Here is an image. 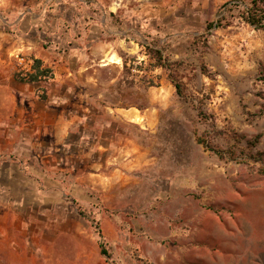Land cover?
Returning a JSON list of instances; mask_svg holds the SVG:
<instances>
[{
    "label": "rangeland",
    "instance_id": "374dc122",
    "mask_svg": "<svg viewBox=\"0 0 264 264\" xmlns=\"http://www.w3.org/2000/svg\"><path fill=\"white\" fill-rule=\"evenodd\" d=\"M29 1L0 0L1 46L9 44L11 11L28 8ZM136 1L142 22L135 27L136 54L123 53L124 79L141 90L142 152L152 163L131 162L125 151L126 166L117 180L92 181L95 159H84L78 166V195L64 181L57 197L52 194L57 191V158L46 151L47 179L38 177L37 151L28 158V151L15 150L13 141L21 135L1 128L0 191L32 189V183H15V178L27 177L38 179L44 195L0 196V241L55 238L57 264H212L191 253L200 246L173 240L172 229L196 231L202 223L214 222L210 215L222 213L232 215L240 233L255 240L264 237V31L236 14L226 28L208 30L232 0ZM157 51L175 64L188 99L177 94L168 72L156 66ZM214 149L234 158H221ZM187 180L188 190L171 197L173 185L186 189ZM39 204L46 207L45 239L37 230L34 234L30 222L28 235L6 208H20L26 220V209ZM175 210L182 213L171 224ZM102 244L110 258L102 254ZM10 256H2V263L21 264Z\"/></svg>",
    "mask_w": 264,
    "mask_h": 264
},
{
    "label": "crops",
    "instance_id": "0c3cea01",
    "mask_svg": "<svg viewBox=\"0 0 264 264\" xmlns=\"http://www.w3.org/2000/svg\"><path fill=\"white\" fill-rule=\"evenodd\" d=\"M28 5L13 8L8 16L9 44L0 45V54H4L0 57V131L6 128L8 133L21 135L13 141V148L28 151V158L37 151V169L27 166L44 180L48 175L46 151L57 158V191H52L57 197L63 194L64 181L78 195V166L84 159H95L92 181L117 180L126 166L125 151H129L131 162L148 160L151 164L152 159L142 152L141 90L124 79L123 53L136 54L135 27L142 22L140 4L136 0H31ZM20 54L40 61L51 78L34 83L22 80L16 59ZM37 180L15 178V183H25L26 187L32 183L33 188L14 187L0 191V196L43 197ZM172 188L171 197L183 195L189 180L186 189ZM6 208L14 222L24 224L28 235L30 222L34 234L37 230L39 238H46L45 205L27 208L26 220L19 215L20 208ZM180 213L174 211L171 224L180 220ZM210 217L212 224L202 223L196 231L174 228L171 237L200 246L191 251L199 261L264 264V237L255 240L240 233L231 214ZM6 253L21 264H57V241H0V264Z\"/></svg>",
    "mask_w": 264,
    "mask_h": 264
},
{
    "label": "trees",
    "instance_id": "16d2710c",
    "mask_svg": "<svg viewBox=\"0 0 264 264\" xmlns=\"http://www.w3.org/2000/svg\"><path fill=\"white\" fill-rule=\"evenodd\" d=\"M238 15L243 21L247 24L253 26L257 30L264 31V0H232L224 4L219 11V19L215 22H212L208 25V30H218L226 28L229 26V19L233 15ZM156 66L165 69L169 74V79L173 83L177 94L184 99H188L185 94V89L182 82L176 75L175 64L170 63L167 59L163 57L161 51H157L155 55ZM35 69L36 73L31 77L30 82H45L44 77L51 73L42 68L40 61L35 60ZM125 66V71H126ZM200 144H204L206 148H210L207 145V142L203 137L198 138ZM214 152L218 154L221 158H225L226 154H231V158H234L231 152H225L221 150L214 149ZM260 173L264 175V166L260 169ZM102 254L107 258H110L108 251L104 248V245H101Z\"/></svg>",
    "mask_w": 264,
    "mask_h": 264
},
{
    "label": "built area",
    "instance_id": "2783aa9c",
    "mask_svg": "<svg viewBox=\"0 0 264 264\" xmlns=\"http://www.w3.org/2000/svg\"><path fill=\"white\" fill-rule=\"evenodd\" d=\"M17 62L19 66V75L25 82H30L31 77L36 73L35 59L26 57L23 55L17 56ZM51 76L47 75L43 79L44 81L49 80Z\"/></svg>",
    "mask_w": 264,
    "mask_h": 264
}]
</instances>
